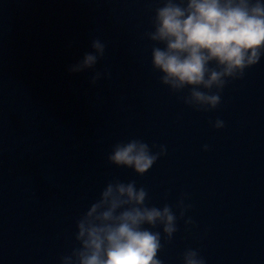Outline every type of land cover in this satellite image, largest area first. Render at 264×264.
I'll list each match as a JSON object with an SVG mask.
<instances>
[{"label": "water", "instance_id": "1", "mask_svg": "<svg viewBox=\"0 0 264 264\" xmlns=\"http://www.w3.org/2000/svg\"><path fill=\"white\" fill-rule=\"evenodd\" d=\"M156 6L0 0V264H59L76 219L113 178L134 179L157 207L188 194L192 208L158 254L164 264H181L188 247L206 264H264V58L226 86L216 110L189 108L151 67L143 34ZM94 36L107 44L95 69L111 72L95 85L93 70L68 71ZM132 138L167 147L143 176L107 162Z\"/></svg>", "mask_w": 264, "mask_h": 264}, {"label": "clouds", "instance_id": "2", "mask_svg": "<svg viewBox=\"0 0 264 264\" xmlns=\"http://www.w3.org/2000/svg\"><path fill=\"white\" fill-rule=\"evenodd\" d=\"M150 29L144 38L152 42L151 67L159 82L185 106L212 112L222 102V93L232 81L264 58V0H155ZM91 52L69 65V73L93 70L90 82L111 79L108 68L96 70L105 57L107 44L99 36ZM215 129L225 127L216 118ZM203 149L208 150V145ZM167 154L164 144L140 138L117 141L107 162L143 176ZM169 193H165L167 200ZM187 193L175 204L150 205L149 193L137 182L109 180L99 198L75 221V244L59 264H164L158 254L178 232V221L192 208ZM186 225L194 224L191 217ZM159 229V230H156ZM163 241V243H162ZM181 264H206L200 249L188 247Z\"/></svg>", "mask_w": 264, "mask_h": 264}]
</instances>
